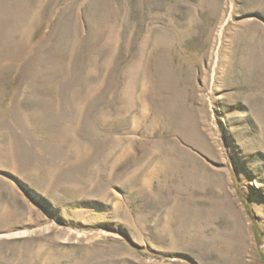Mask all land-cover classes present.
I'll return each instance as SVG.
<instances>
[{"label":"rangeland","instance_id":"1","mask_svg":"<svg viewBox=\"0 0 264 264\" xmlns=\"http://www.w3.org/2000/svg\"><path fill=\"white\" fill-rule=\"evenodd\" d=\"M0 264H264V0H0Z\"/></svg>","mask_w":264,"mask_h":264},{"label":"bare ground","instance_id":"2","mask_svg":"<svg viewBox=\"0 0 264 264\" xmlns=\"http://www.w3.org/2000/svg\"><path fill=\"white\" fill-rule=\"evenodd\" d=\"M166 117H168L169 115H172V118L174 117V115L176 113L180 114L179 118L183 116V110H180L179 108H177L176 106L170 107V108H163L161 111ZM177 116V115H176ZM175 118V117H174ZM164 121V120H163ZM168 161V160H167ZM169 170V169H168ZM181 171V170H180ZM168 173V172H166ZM187 173V172H186ZM174 176V175H173Z\"/></svg>","mask_w":264,"mask_h":264}]
</instances>
